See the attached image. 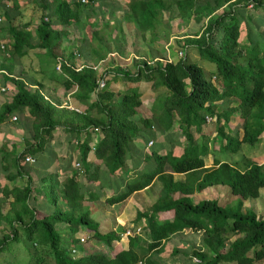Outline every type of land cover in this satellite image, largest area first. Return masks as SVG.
Returning a JSON list of instances; mask_svg holds the SVG:
<instances>
[{
  "label": "trees",
  "instance_id": "16d2710c",
  "mask_svg": "<svg viewBox=\"0 0 264 264\" xmlns=\"http://www.w3.org/2000/svg\"><path fill=\"white\" fill-rule=\"evenodd\" d=\"M37 2L41 15L28 31L25 30L27 25L20 29L13 23L18 0H0L3 18L0 27L7 35L0 39L10 40L4 47L5 57L0 59V71L7 75L0 74V79L11 86L4 93L8 99L0 105V125L13 115H18L15 121L23 114L31 120L21 126L24 147L12 159L16 172L6 176L9 183L17 178L26 183L22 187L0 190V227L4 224L9 230V234L0 238V254L10 244L17 243L25 245L26 264H47L49 256L51 264H158L150 252L161 254L163 245L188 230L201 233L200 245L191 246L188 254L176 249L172 257L179 254L188 260L192 257L198 260L194 264H264V219L259 218L255 210L233 213L216 200L193 204L188 198L209 187L225 186L231 198H238L241 205L262 200V164L249 159L241 164L239 159L228 163L214 158L213 166L206 168L204 158L211 153L210 141L214 146L216 139L219 140L221 152L237 154L243 145H255L264 134V44L259 40L262 33L259 32L258 39L250 46H241L243 13L239 12L240 8L247 9L249 3L255 10L263 9L264 0ZM250 17L245 14L244 18L248 21ZM190 21L201 27L175 41L174 47L184 51L182 58L178 57V52L173 51L170 57L167 51L157 52L152 47L156 42L168 41L180 23ZM76 25L81 29L75 33V53L68 52L67 46L58 54V48L69 40L70 28ZM37 50L45 51L44 55H37L43 62L40 64L42 73L51 62L56 64L58 58L72 67L77 60L92 66L100 64L104 70L100 73L89 68L76 72L65 65L58 72L65 77L64 89L71 92L74 100L84 102L93 97L90 106L81 109L82 113L45 100L40 82L16 73L12 57ZM146 51L152 55L151 61L146 60ZM129 55L138 57L130 60L133 71L114 65ZM199 61L213 65L214 69L198 65ZM102 79H108L105 81L108 87L97 92L98 81ZM116 79L126 84L146 81L148 87L155 90L156 97L161 90V96L155 98L150 108L154 115L140 114L144 104L142 93L126 85L122 92L110 87ZM156 102L158 112L154 111ZM207 117L213 122H207ZM176 123L186 144L183 153L179 157L168 156L150 148L156 169L150 174L137 172L135 178H130L126 157L132 151V142L147 143L152 138V129L163 135ZM209 125L216 139L211 138L212 134L203 133ZM59 130L69 136L70 149L68 155L62 157L66 166L57 181V168L51 167L55 156L48 158L46 144ZM38 154L47 156L50 161L44 164L36 160L34 156ZM28 156L35 159L31 165L33 173L23 169ZM165 162L170 164L171 173L186 175L185 182L174 184L175 189H169L166 197L151 210L137 215L134 223L145 221L144 233L149 239L148 243L144 241L146 248H139L140 239L131 236L127 250L111 255L113 244L125 230L118 228L116 232L101 233L99 224L88 213H82L85 190L91 199L99 198L88 190V184L101 179L115 184L117 193L110 192L106 200L108 205H114L147 187L154 177L172 181V174H163ZM38 169L43 172L37 178L34 174ZM118 173L123 176H117ZM118 181L123 185L121 190ZM173 193L180 194V198L171 199ZM40 194L43 198L38 201ZM167 210H171L173 216L164 222L158 215ZM82 227L88 230L82 243L94 241V244L71 256L69 248L74 230ZM65 233L67 238L63 236ZM95 244L101 250L95 248ZM37 246L43 247L42 255L38 256ZM104 247L106 251H102Z\"/></svg>",
  "mask_w": 264,
  "mask_h": 264
},
{
  "label": "crops",
  "instance_id": "0c3cea01",
  "mask_svg": "<svg viewBox=\"0 0 264 264\" xmlns=\"http://www.w3.org/2000/svg\"><path fill=\"white\" fill-rule=\"evenodd\" d=\"M20 1H22V0H18V3L20 4V6H23ZM6 4L9 6L12 5L10 2H6ZM27 6H29V3H27ZM263 9H261V10H263ZM17 10L18 11H15L14 18L15 17L20 18V16H18V13H21L23 9L19 8ZM0 16H1V11H0ZM37 22L38 21H36L35 24H37ZM31 28H33V25L27 26L25 30L30 31ZM20 29H22V27H20ZM3 34L4 33H0V36H3ZM33 38H35V37H33ZM5 41H7V44H8V42L10 43V40H8V39ZM1 46H3V45H1ZM3 47H5V46H3ZM1 50H4V49H1ZM30 52L31 51H29L28 54H26L22 57H18V56L12 57V62L16 66V73L22 74V76H25V75H27V73L25 72V69H30V70H32L31 73L33 74V77L36 76V78H37L36 81L41 82L43 80L44 84H47V82H52L51 84L45 85L46 88H48L50 90L51 89L55 90V87L61 85V89H59V91L54 93L56 97L59 96V98L57 97L56 104H59L60 106H62L64 101H66L68 99L70 100L71 104L78 106L81 109L88 108L90 106L93 97H91V99H89L88 101L78 102L72 98L71 92L65 91L64 85H63L64 81H65V77H63V79L59 83L56 82L57 80H55V77L57 75L55 74V70H54V66H55L54 62H51L49 64V67H47L46 71L44 72L46 74H44V73H42V71H40L41 66L38 65L40 63H38V61L35 62L34 59L36 57L38 59L40 58L37 55H41V56L44 55V52H45L44 50L33 51L34 52L33 55L36 57L31 56L32 54H30ZM29 55L31 58H29ZM4 57H5V55H4ZM1 58H3V57L0 56V59ZM0 72H1V74L3 73V74L7 75V73H5L4 71H0ZM0 82L3 86H5L7 88L6 92H8L11 89V86L4 84L2 79H0ZM51 85H52V87H51ZM110 87H112V85H110ZM152 91L155 92V90H152ZM6 92H4V93H6ZM49 92L51 93V91H49ZM7 97H8L7 95L0 93V98H5L7 100L8 99ZM148 101L151 103L150 108H152L153 104H154V100L149 98ZM7 122L8 121H5L2 125L6 124ZM2 125H0V135H1V133H4V128L2 127ZM1 129H3V130H1ZM12 132H13V130H11L9 133L7 132V136H5V138L7 140H10V142L12 141V136H10V133H12ZM18 133H21V132H18ZM154 133H155V131L151 132L152 138L147 143H144L142 141L132 142V144H131V150L132 151L129 152L127 157H126L127 174H128V176H130V178H135L137 172H145L146 174H150L156 169V167H157L156 162L154 161V158L150 155V151H149L150 148L154 149L156 146L157 139L154 138ZM158 134H159V137H162L163 139H165L166 142L170 139V141L167 143L171 146L170 148L174 147L176 149V147L174 146L175 143L172 140V133L171 132L164 133L163 135H161L160 133H157V135ZM211 138H214V134L211 135ZM154 139H155V141H153ZM68 141H69V136L65 132L59 130L55 133V150L57 151V152L55 151V160H56L57 156L59 155L58 151H60L63 154L68 153L67 151L70 149V145H69ZM149 142H152V144L150 146H149ZM164 143H165V141H164ZM22 149H23L22 145L15 146V144H13L12 142L10 143V149L6 152H3L2 147H0V190L3 189L4 187H8L9 189H11L14 186L20 187V186H17L16 183H17L18 179L22 180V178H17L12 183H9L6 179V176L9 172H12V173L16 172V170L13 168V165H12V157H14V154L19 153ZM164 151H165V149L163 148L160 152L165 154L166 152H164ZM182 153H183V150H182ZM182 153H180L179 155H174V154H172V155L175 157H179ZM63 154L61 156H58V160L55 161V166L57 168V174L55 175V179L57 181L60 180V177L63 174V170L65 169V166H66L65 165L66 163L63 162L64 159H62ZM64 156H66V155H64ZM144 156H150V158L147 159ZM42 158L43 159L40 161H42L45 164L46 163L45 161H47L46 160L47 156H42ZM213 160H211L212 161V164H211L209 162L207 163L206 159L204 158L205 167L206 168L212 167L213 166ZM146 162H147V164H146ZM29 167H31V166H29ZM41 170H43V169H38V172H35L34 176L38 178V176H40V174H42V172H43ZM162 170H163V174H172V176H173L172 181L169 179H161V177H154L153 180L149 183V185L147 187H145L142 190L134 192L124 201L117 203V204H114V205H108L106 203V200L110 196V192L117 193L118 188L115 184L106 182L102 179L99 180L98 182H93L91 184H88V187H89L88 190H91L92 192H94V194H98L99 198L98 199H91L89 196V192L87 190H85L84 201L82 202V208H81L82 213H88L90 215V217L92 214H94L98 217V224H99L98 230L101 233H107V232H112V231L116 232V231H118V228H123V230H125V229L129 228V225L134 227V228L140 227L141 229H145V221L144 220H141L139 223H134L136 218H137V215L139 213H143V212L151 210L152 207L159 200L163 199V197H166V194H168L167 192L169 189H172V190L175 189L174 184L184 183L185 179H186V175H184V174H173V173H171L172 168H171L169 163L165 162L162 166ZM117 176H121L120 173H118ZM83 181H85V179H83ZM125 182H127V179L122 184L124 185ZM118 183H119V189L120 190L123 189V185L119 181H118ZM82 184H85V182H83ZM222 195H228V201L231 199V196L229 194V190L225 186L209 187V188H206L200 192H195V193L189 195L188 198L190 199V201L193 204H197L201 201H206V200H216L220 204ZM170 197L173 200H177L180 198V194L173 193V194H171ZM1 198H2V195L0 193V199ZM130 211L132 212L131 215L129 214ZM126 213H127V215H126ZM172 216H173V212L171 210H167V211L161 212L158 215V218L163 220L164 222H167L169 219L172 218ZM86 231H88V230L86 229ZM187 231L188 230L183 231L182 234L180 235L181 237H176V238L173 237L171 243L165 244L162 246L164 251H165V249L169 251L167 256H162L159 254L157 255L153 251L150 252L149 255L152 256V259L155 260L156 262H158V264H190V260L185 259L183 257V255H181V254H179L178 256L172 257L173 251L176 249L179 250L180 252H185L186 254H188V251L184 250L183 245H188V243L192 239H194L195 242L197 241L196 237H189V236H187L188 238L184 237L187 235ZM188 232L192 233L191 231H188ZM133 237L134 238L138 237L140 239L138 244H137L139 248H141V249L146 248V245H144V241L147 243L149 242V239L147 237L141 236V234H134ZM196 243H198V242H196ZM128 247H129V239L124 238V237L122 238L120 236V240L113 244V251H115L114 254H117V253L121 252L122 250H127ZM190 247H191V245H189V250H190Z\"/></svg>",
  "mask_w": 264,
  "mask_h": 264
},
{
  "label": "rangeland",
  "instance_id": "374dc122",
  "mask_svg": "<svg viewBox=\"0 0 264 264\" xmlns=\"http://www.w3.org/2000/svg\"><path fill=\"white\" fill-rule=\"evenodd\" d=\"M121 1H123V0H121ZM20 2H21V4L23 6H20V4L18 3L17 8L18 9L20 8V9H23V10H22L21 13H18V16H20V18H16L15 17L14 20H13V23L15 25L19 26V27H22V28H24L26 25L27 26L35 25L36 21L39 20L40 15H41V11H40V8L38 6L37 0H22ZM27 3H29V6H27ZM240 9L241 10L239 12L243 13V15H242L243 17L240 20L241 36H242L241 37V43H240L241 46H244V45L250 46L254 40L258 39L257 36H258L259 32L262 33V36H260L259 40L261 42H263V44H264V9L263 10H261V9L255 10L254 8H249L248 9V7H247V9H245V8H240ZM245 14H250L251 15V17H250V19L248 21L244 18ZM76 26L70 28L71 35L69 36V40L64 41V45H62L61 48H58V51H57L58 54L61 53V51L67 46H68V52L69 51H71V52L73 51V53H75L74 52V48L76 46V44H75V41H76L75 33H77L78 31L80 32V29H81L79 26H77V27ZM200 27H201V24L194 23L193 21H190L187 24L186 23L185 24L184 23H180L179 27L178 28L176 27L177 30L174 31L172 37L168 41H166V42L165 41H159L158 43L156 42V43H154V45H152V47L157 52H160V51L162 52V49H163V50L167 51L166 53L169 54V56H170L173 51L179 52L176 49V47H174L175 46V41L183 38L186 34H193V32H196L197 30H199ZM2 32L3 31L1 30V27H0V33H2ZM125 32L126 33L124 34V36L127 35L128 30L126 29ZM85 34H86V31H85ZM3 36L7 37V35H5V34H3ZM128 42H131V41H128ZM6 44H7V41H5L4 39H0V47H1V45L5 46ZM131 50H132V47L129 48V52H131ZM181 51L184 54V51L183 50H181ZM33 53H34L33 51L30 52V54H32L31 56L36 57V56L33 55ZM145 54H146L145 55L146 60L151 61L152 55L150 54V52L146 51ZM4 55H5L4 50H1V48H0V56L4 57ZM136 57H132V55H129V56L125 57L123 60H121V61L119 60V61L115 62L114 65L118 66L117 68H119V66H120L122 69L125 68V69L133 71V64L131 63L130 60H131V58H136ZM29 58H31L30 55H29ZM34 60H35V62L38 61V63H40L41 65L43 64L41 58L38 59L36 57ZM82 63H84L83 60L82 61L77 60L76 65L79 66V64H82ZM40 64H38V65H40ZM54 65H55V63H54ZM198 65L206 67L208 70L214 69L213 65H210V64H208L206 62H200L199 61ZM54 70H55V66H54ZM97 70H98V73H100V72H102L103 69L98 68ZM31 71L32 70H30V69H25V72L27 73V75L22 76V77L23 78L27 77L28 79L33 78V79L36 80L37 79L36 76L33 77V74L31 73ZM55 74L57 75L55 77V80H57L56 82L59 83L63 79V76H61L56 71H55ZM106 80H108V79H106ZM107 82H106L105 88L108 87V83ZM111 82H113V81H111ZM51 83L52 82H47V84H51ZM40 84H41L40 87H42L41 89H42L43 94L46 95V97L48 99H50V100H52L53 102L56 103L57 102V97L59 98V96L56 97L54 93H56L57 91H59V89H61V85L58 84L59 86L55 87V90H53V89L50 90V89L46 88L45 85H47V84H44L43 80L40 82ZM52 85H51V87H52ZM125 85L127 86V88H134L136 91L142 93L141 99H142V101L145 104H143V107L139 111L140 114L142 116L154 115V114H152V111H150V104L151 103L148 101V99L150 98L152 100H155V98L160 97L161 96V90H159L157 92L158 95L156 97L155 92L152 91L150 87H148V83L146 81H141V82H139L137 84H130V83L126 84V82H123V81L117 80V79H116V82L112 85V88L114 90H118V91L122 92L125 89L124 88ZM49 91H51V93ZM5 100H6L5 98H0V105L3 102H5ZM66 101H64V102H66ZM154 111L155 112L159 111V108L157 106V102L155 103V110ZM13 116H18V115H13ZM11 118H12V116L7 118L6 121H8L7 122L8 124L6 123V124L2 125V127L4 128V133H1V135H0V147H2L3 152H6V151H8L10 149V143L11 142L13 144H15V146L22 145V148L24 147V141L21 139L24 136V131H23V129H21V126L22 125H26L27 123L31 122V120H27V117L24 114L21 115L20 119L17 120V121H12ZM174 120L176 121V118ZM208 120L209 121H207V120L206 121L207 122H213V120L211 118H209V117H208ZM236 122H237V119H235L234 123L236 124ZM210 126L211 125H209L207 127V129H204L205 131H203V133H205V134H214V138L216 139L215 133H214V129L212 127H210ZM208 128H211V129L208 130ZM1 130H3V129H1ZM11 130H13V132L10 133V136H12V141L10 142V140H7L5 138V136H7V132L9 133ZM152 131H155L154 138L157 139L156 146L153 149L156 153L161 154L160 151L163 148L165 149L164 152H166L167 153L166 155H168V156H171L172 154L179 155L180 153H182V150L184 149V146L186 144H185L184 138L180 135V129H179L177 123L174 125L173 129L170 131V132H172V140L175 143L174 146L176 147V149L174 147L170 148L171 146L167 143V142L170 141V139L166 142L165 139H163L162 137H159V134L157 135V133H158L157 130L152 129ZM18 132H21V133H18ZM55 133L56 132H54V134H53L52 140L46 144V153L48 154V158L50 156H55V151H56L55 150ZM155 139L153 141H155ZM164 141H165L166 144L164 143ZM198 141L200 143L203 142L201 135H199ZM219 142L220 141L216 139V142L214 144V146H216V147H214L212 142L210 141V144H209L208 148L211 151V153L205 157L207 163L209 162V163L212 164L211 160H213L214 158L218 159L221 162L224 161V162H228V163H233L232 161H237L239 159L241 164H242L243 160L249 159V160H254L258 164H262L263 167H264V134L261 137V139L255 145H253V146L243 145L241 150L237 154L221 152L219 150V148H218L219 147ZM58 152H59L58 156H61L63 154L60 151H58ZM64 155H68V154L64 153L63 156ZM58 156H57L56 159H58ZM144 157L147 158V159L150 158V156H144ZM241 157H243V158L240 159ZM13 158L14 157H12V159ZM34 158L35 159L37 158L36 160H42L43 159L42 156L39 155V154L34 156ZM46 160H47V161H45L46 163L50 161V159H46ZM54 163H55V159H53V161H52V166H51L52 168H53V166H55ZM33 164H30V165L29 164H25L24 167H23L24 171L27 172V173H31V172L33 173L32 168L29 167V166H31ZM146 164H147V162H146ZM73 167H74V165H73ZM25 183L26 182H25L24 179H22V180L18 179L16 185L22 187V186L25 185ZM42 198H43V196H42V194H40V196L38 198V201L42 200ZM33 204L34 203H31L32 206H34ZM220 204L226 206L229 209V212H233V213H236V212H239V211H242V210H243V212H245V211H249V210L253 209V210L256 211V213H257L259 218H263L264 219V191L262 192V200L247 201V202L243 203L242 205H241L240 200L238 198L232 197L228 201V195H222ZM39 213H40V215L44 214L42 211H40ZM39 213L37 214V216H39ZM129 214L131 215L132 212L130 211ZM126 215H127V213H126ZM91 219L94 220V222L98 223V217L96 215L92 214L91 215ZM59 228L60 227L58 226V230H59ZM129 228H132V226L129 225ZM136 228L137 227H135V229ZM141 230L142 231H140L138 234H141V236H145V233H144L145 229H141ZM63 231H64V229H61V232H63ZM8 232H9L8 228L4 224H2V226L0 227V238H1V236L3 234H6V233L9 234ZM74 232H75V234L72 237L73 240H71V242H70V245L72 247L69 248L71 256L72 255H77V253L79 251L84 250L85 248L88 247V245L89 246H93L92 244H94V241H91V244L82 243L84 245L79 243V240L81 238H84V239L87 238L88 231H86V228H84V227L76 228L74 230ZM200 234L201 233H196L194 231L192 233L187 231V235L184 236V237H186V238H188L187 236L196 237L197 238L196 242H198V243H196L195 240L192 239L188 243V245H183L184 250H186V251H188L190 253L189 245L197 248L200 245V240H201V237H202V235H200ZM66 235H68V234L65 233V235H63V236L65 238H67L68 236H66ZM95 245H94V247H95ZM97 245H96L95 248H98V250H101V247H99ZM37 248H38V256L42 255V252L44 251L43 247L42 246H37ZM72 249L75 250V253H72ZM106 250H107V248H105V247L102 248V251H106ZM114 252L115 251H113V249L110 250V254L111 255L112 254L114 255ZM168 253H169V251L165 249V251L163 250V253H161L159 255L167 256ZM190 258H191L190 264H194L195 263L194 259L192 257H189V259ZM51 259H52L51 256L47 257V259H46L47 260V264H51ZM27 260H28V253H27V251L25 249V245L24 244L12 243V244H10L8 246L6 251H4L3 253L0 254V264H26Z\"/></svg>",
  "mask_w": 264,
  "mask_h": 264
},
{
  "label": "built area",
  "instance_id": "2783aa9c",
  "mask_svg": "<svg viewBox=\"0 0 264 264\" xmlns=\"http://www.w3.org/2000/svg\"><path fill=\"white\" fill-rule=\"evenodd\" d=\"M82 2H84V3H86V0H82ZM248 9L249 8H253V4L252 3H249L248 4ZM1 16H0V22H1ZM45 20H47L46 18H45ZM1 49H4V47L3 46H1L0 47ZM178 57L179 58H182L183 56H184V54H183V52L182 51H179L178 52ZM110 56L111 57H114L115 55L114 54H110ZM169 62H170V59L168 60ZM62 65H65L66 67H69V68H71V69H73L74 71H76V72H80L82 69H84V68H89V69H92V70H96V71H98L97 69L98 68H101L100 67V64L99 65H96V66H92L91 64H85V63H82V64H79V66H75V67H72V66H70V64L67 62V61H64V60H62L61 58H58L57 59V62H56V64H55V71H57V72H60L61 71V69H62ZM104 71V70H103ZM0 74H1V72H0ZM105 86H106V82H105V80H99L98 81V88H97V92L99 91V90H102V89H104L105 88ZM7 91V88L5 87V86H3L2 84H1V82H0V93H4V92H6ZM43 96H44V99L45 100H49L47 97H46V95H44L43 93H41ZM62 107H65L66 109H68V110H70V111H73V112H77V113H82V110L79 108V107H77V106H75V105H73V104H71V102H70V100L68 99L66 102H64L63 104H62ZM12 121H15L16 120V116H12ZM206 120L207 121H209L208 120V117L206 118ZM152 144V142H149V146ZM35 162V159L33 158V157H31V156H28V157H26L25 158V163L26 164H33ZM79 165L78 164H76V167H78ZM141 231V229H140V227H138V228H134V227H132V228H127V229H125V231L121 234V237L123 238H128V237H131V236H133L134 234H138L139 232ZM84 241V238H81L80 240H79V242H83ZM72 253H75V250L73 249L72 250ZM194 262L195 263H198V260L197 259H194Z\"/></svg>",
  "mask_w": 264,
  "mask_h": 264
}]
</instances>
